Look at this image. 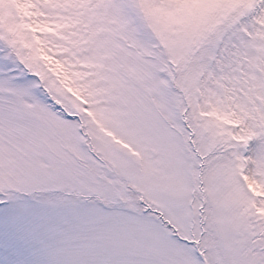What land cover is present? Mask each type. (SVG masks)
I'll use <instances>...</instances> for the list:
<instances>
[{"label": "snow or ice", "instance_id": "obj_1", "mask_svg": "<svg viewBox=\"0 0 264 264\" xmlns=\"http://www.w3.org/2000/svg\"><path fill=\"white\" fill-rule=\"evenodd\" d=\"M0 264H264V0H0Z\"/></svg>", "mask_w": 264, "mask_h": 264}]
</instances>
